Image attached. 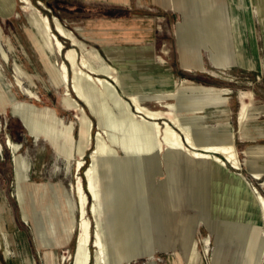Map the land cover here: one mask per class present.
I'll return each mask as SVG.
<instances>
[{
	"label": "rangeland",
	"instance_id": "obj_1",
	"mask_svg": "<svg viewBox=\"0 0 264 264\" xmlns=\"http://www.w3.org/2000/svg\"><path fill=\"white\" fill-rule=\"evenodd\" d=\"M12 1L15 12L8 17L0 16V93L6 97L3 111L0 110V264H74L80 220L79 201L74 189L76 175L79 173L83 182L92 152L90 149L86 151L85 166L78 171L75 145L80 124L65 108V88L53 82L48 68L50 62H60L64 57L41 49L22 4L19 0ZM162 1L128 0L125 4H115L111 0H30L50 19L53 33L55 18L66 30L96 47L100 55L117 69L120 77L119 84L116 83L117 91L131 104L129 109L135 110L130 96L125 95L129 90L124 88L125 84H131L130 80L127 81L128 77L142 85L153 82L138 93L142 107L158 110L172 103V112L179 117L180 101L186 97L195 102L191 105L202 108L195 114L196 123L191 126L195 136L202 134L207 140L234 144L232 128L237 129L236 116H239L243 95L251 90L260 112L252 116L247 126L258 124L264 131V0H250L252 12L262 13V20L258 22L246 3L245 7H241L235 6L232 0H215L224 3V12L220 11L230 36L226 38V51L231 57L229 62L223 61L220 66H215L205 41L193 44L187 40L191 46L203 43L210 50V60L216 68L209 62L205 48L202 45L198 47L201 63L207 71H200L194 66L186 70L180 57V44L175 31L181 29L188 33L190 27L197 32L202 30L195 24L196 21L190 23L192 18L197 17V13L188 8L190 2L174 8L170 0ZM208 2V9L219 7L212 5L210 0ZM208 9L201 11L198 17H203ZM233 17L238 18L233 20ZM77 27L81 28V33L76 31ZM63 43L66 48L70 46L66 39ZM107 44L121 47V51L126 53L125 58L111 61L104 49ZM142 47H148V53L139 51ZM129 50L136 51L126 52ZM86 57L95 65L100 62L88 54ZM231 60L233 62L229 65ZM66 63L70 65L67 60ZM123 64L128 70L121 69ZM211 70L216 72V76L209 73ZM70 86L72 88V83ZM208 86L227 89L213 90ZM72 96L77 99L74 93ZM78 102L93 123L92 147H95L98 131L107 143L113 134L118 139L117 145L108 143L112 145L110 154L104 153L103 158L96 162L100 192L98 222L107 248V262L250 264L254 251L260 252L261 249L259 239L262 228H258L256 219L247 215L244 218L246 227L237 225L221 192L213 193L207 209L193 207V187H199L204 165L184 153L167 152L166 146L157 151L158 141H150V154H157L161 162L160 174L153 181L143 182L140 180L139 162L130 153V146L135 143L133 140L143 141L142 133L128 122L125 114L123 117L113 107L111 100L105 103V108L112 111L108 117L114 118L111 129L103 124L99 126L97 116L86 103L82 99ZM18 103L35 107L40 112L36 120L44 127L50 126L47 135L29 133L13 114ZM51 111L54 118L48 115ZM250 117L248 112L244 122L239 123L240 127ZM41 130L44 133L45 129ZM219 135L221 138H218ZM238 136L236 132L234 146L241 169L236 171L264 196L259 185L264 177L255 178L249 172L255 165L259 169L262 167L264 147L258 145H264V136L239 137L241 141ZM6 138L17 145L15 155L21 160V175L25 181H15L13 152L5 145ZM157 138L159 140L160 137ZM203 181L205 185L216 182L211 179ZM141 184L144 192L140 191ZM84 188L87 190V184ZM16 193L22 200L24 198L28 221L21 217ZM91 199L90 196L88 207L91 206ZM123 201L127 208L131 206L127 209V220L129 243L134 246L135 254L130 260L118 255L117 244L108 231L119 219ZM87 218L92 222L94 231L95 220L89 211ZM71 221L73 228L65 239L67 225ZM243 233L254 243L247 245L241 238ZM89 247L93 258L95 247L93 244ZM93 262L92 259L89 264Z\"/></svg>",
	"mask_w": 264,
	"mask_h": 264
},
{
	"label": "bare ground",
	"instance_id": "obj_2",
	"mask_svg": "<svg viewBox=\"0 0 264 264\" xmlns=\"http://www.w3.org/2000/svg\"><path fill=\"white\" fill-rule=\"evenodd\" d=\"M260 1L262 2V0ZM19 2L28 14V22L33 26L38 36L41 49L45 52L48 50L51 54L63 55L64 57V60L60 62H50L48 68L49 75L53 82L65 88L63 99L65 108L73 113V117L80 124L79 137L75 145L78 157L76 168L78 171L85 166V162L83 161L86 151L90 149L92 152L90 157L91 163L85 168V179L83 178V182L79 173L76 175L77 184L74 189L79 201L78 209L80 220L78 225L79 232L76 239L74 264H89L92 259L94 261L93 264H111L105 260V255H108L105 254L107 248L104 243L102 228L98 222L99 209L97 203L100 192H98V170L96 168V162L103 158L104 153L110 154V146L118 144V139L114 134L108 141V143L112 144L110 145L101 137L102 133L98 131L96 134L95 147H92L93 123L85 113L83 107L79 104L78 99H82L91 112L97 116L99 126L103 124L107 129L113 128L114 125V118L108 117L112 111L105 108V103L111 100L113 107L121 112L123 117L126 116L128 122L130 121L133 127L142 133L144 137L143 141L137 142L132 139L135 143L130 146V153L133 154L132 157L139 162L138 169L141 173V181L148 182L150 179L153 181L154 178L160 174L161 162H159L157 154H150V141H158L156 147L157 151L161 150V146H166L167 152L184 153L191 159L199 161L204 165L199 187L195 185V187H193L194 191L191 189L193 191H191L193 207L207 209L211 204L213 193L221 192V196L228 201L230 215L236 220L237 225L246 227V223L244 222L245 216L250 215L254 217L258 223V228H262V237L259 239V246L261 249L260 252L254 251L253 256L250 258V264L264 262V196L238 172L241 169V162L238 158L236 146H234L232 142L219 143L213 139H205L202 134L198 136L194 135L191 126L196 123L195 114L201 111L202 108L197 105H191L195 104V102L192 103L186 97L180 101L181 116L179 117L172 112L174 107L172 103H169L165 109L150 110L144 108L139 103L140 96L138 93L154 83L151 82L142 85L134 83L133 80L128 77L127 81L130 80L131 84H125L124 88H129L127 91L128 93H125V95L127 97L130 96L129 98L133 102L135 110L132 108L129 109L131 104L118 94L116 83L119 84L120 77L117 69L113 65L105 64L100 67L93 66V61L91 62L85 57V54H89V52L83 49L80 40L72 31L66 30L55 18H53L55 23V32L53 33L50 19L42 14L30 0H19ZM39 4L47 8L44 3L40 2ZM197 4L195 9H191L192 11L195 10L200 13L203 10H207L209 7L208 0L198 1ZM260 8L261 7H258V9ZM14 12L15 8L12 0H0L1 17H8ZM195 24L201 27V32H197L196 29L190 27L188 33L181 31L180 38L185 43L189 39L193 44L205 41L212 52L215 66H220L223 61L229 62L231 57L226 51V38L230 36L226 31V24L221 18L220 8L215 7L208 9L203 17H198ZM63 39L70 42L69 47L66 48L64 46ZM78 47L81 52L78 50ZM3 54L5 55V53ZM90 56L92 55L90 54ZM66 60L70 65L66 63ZM121 69L128 70V67L126 64H123ZM71 83L72 88L70 86ZM72 93L76 95L77 99L72 96ZM5 101L6 97L0 93L1 111H3L2 108L5 106ZM254 101L255 98L252 92L247 91L244 93L238 116V122L240 124L246 119ZM13 114L21 120L30 134L34 136L41 134L47 135V129L50 126L44 127L39 124V122L37 123L36 119L40 116V112H38L35 107L32 108L27 104L18 103L15 106ZM48 115L50 117L54 116L52 111ZM115 115L117 114L115 113ZM41 129H45L44 133L41 132ZM69 129L70 128L67 130L69 131ZM157 137H160L159 140ZM218 138H221V135H219ZM5 145L11 148L13 152L15 181H25L23 175H21V160L15 155L17 145L9 138H6ZM227 164L230 168H228ZM253 176L259 178V174L256 172H253ZM203 179H211L216 182L205 185ZM85 184H87V190L84 188ZM259 185L264 194V180L261 181ZM142 187L143 185L141 184L140 191L144 192ZM162 193L164 194L165 192ZM16 194L21 210V217L24 221H28L23 205L24 198L22 200L20 194ZM90 196L92 197V203L91 206L88 207L87 203ZM127 206L126 202L123 201L119 219H117L108 231L115 244H117L118 255L120 257L125 256L127 260H130L134 257L133 253L135 254V250L134 246L129 243L127 209H130L131 206L128 208ZM88 211L94 216V231H92V222L87 218ZM67 226V236L65 239H68L73 228L72 221ZM241 238L244 239L247 245H250L251 242L254 243L253 239L244 233ZM90 244H93V247H95L93 258L90 253Z\"/></svg>",
	"mask_w": 264,
	"mask_h": 264
},
{
	"label": "crops",
	"instance_id": "obj_3",
	"mask_svg": "<svg viewBox=\"0 0 264 264\" xmlns=\"http://www.w3.org/2000/svg\"><path fill=\"white\" fill-rule=\"evenodd\" d=\"M88 1V0H87ZM91 1V0H90ZM112 2H114L115 4H125V3H127L128 2V0H111ZM159 1H162V0H159ZM163 2V1H162ZM161 2V3H162ZM170 2H171V4L173 5V7L174 8H178V7H181V6H184V4H188V2H190V4L191 5H189L188 6V8L189 9H195V7H197V3H198V0H170ZM210 2H211V4L212 5H216V6H219L220 7V9H221V11H222V13L224 12L223 10H224V3H222V2H220V3H218V2H215V0H210ZM232 2H233V4L235 5V6H240L241 5V7H245V3L247 4V6L249 7V8H251L250 10H251V12L253 11L252 9V7H251V2H250V0L249 1H245V0H242L241 2H240V0H232ZM209 3V2H208ZM184 8H186L187 9V7H184ZM192 11V10H191ZM193 12H196L197 13V17L196 18H192L191 19V21H190V23H192L193 21H196L197 19H198V16H200V14H199V11H193ZM252 15L254 16V17H256V20H257V22L258 21H261L262 20V13L261 12H259V11H257V13L255 12V13H253L252 12ZM234 18H238V17H233V20H234ZM76 31L77 32H79V33H81V28H79V27H77L76 28ZM181 31H184V30H181V29H177L176 31H175V35L177 36V39H178V41H179V44H180V57H181V60H182V64H183V66L184 67H186L185 69L186 70H189V68L190 67H197V68H199V70L200 71H207V69L202 65V63H201V60H200V57H199V54H198V47H199V45H202L204 48H205V50L208 52V58H209V62L211 63V65L213 66V67H215L213 64H212V62H211V60H210V50L207 48V47H205L204 45H203V43H201V44H199L197 47L196 46H194V45H189V44H187V42L185 43L181 38H180V33H181ZM185 32V31H184ZM77 36V35H76ZM78 37V36H77ZM235 38V37H234ZM79 39V38H78ZM80 40V42H81V44H82V46H83V49L84 50H86V51H88L89 52V54L88 55H92L91 57H92V59H95V60H100V62H99V64H94V62H92V60L91 59H88L87 57H86V54H85V57H86V59H88V60H90L91 62H92V65L93 66H95V67H100V66H104L105 64H110L108 61H106L101 55H100V53H99V51H98V49L96 48V47H94V46H92V45H90V44H88V43H86L84 40H82V39H79ZM90 48H89V47ZM104 49H105V52L108 54V57H109V59L111 60V61H117V60H119V59H121V58H125V57H123V56H125L124 54H126L125 53V51H121L122 50V48L121 47H118V46H112L111 44H107L105 47H104ZM78 50L81 52V50H80V48L78 47ZM133 51H136V50H129V51H126V52H133ZM139 51H143L144 53H148V51H149V48L148 47H142L141 48V50H139ZM124 52V53H123ZM134 53V52H133ZM96 57V58H95ZM136 62H138V63H142V61H136ZM232 62H233V60H231V62H230V64L229 65H231L232 64ZM104 63V64H103ZM228 65V66H229ZM216 68V67H215ZM209 73L211 74V75H213V76H216V72H214V71H209ZM103 75V74H102ZM208 87H211L213 90H223V89H227V88H215V87H213V86H208ZM247 91H251V90H247ZM252 92V91H251ZM253 93V92H252ZM238 112V111H237ZM260 112V109L258 108V107H256L255 106V101H254V104H253V106H251V108H250V111H249V113H250V118L245 122V124L243 125V127H240V125H239V122H238V116H236V123H237V129L235 130V129H233L232 128V131L234 132V137H233V141H234V144H235V137H236V132L239 134V136H238V139H239V141H241L240 140V138H249V137H251V138H256V137H262V136H264V131L262 130V127H260L258 124L256 125V124H254L253 126H251V127H248L247 126V123L249 122V120H252V116L254 115V114H256V113H259ZM248 135H251V136H248ZM240 137V138H239ZM259 147H264V145L263 144H259L258 145ZM249 147H252V145L251 146H248V147H246V148H249ZM264 159V158H263ZM262 159V167L259 169V168H256V167H259V166H256L255 165V167H253L252 169H249V172H252L251 174L253 175V172H256V173H258L259 174V176L260 175H262L263 177H264V160ZM259 163H261V161L259 162Z\"/></svg>",
	"mask_w": 264,
	"mask_h": 264
}]
</instances>
